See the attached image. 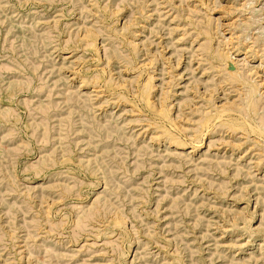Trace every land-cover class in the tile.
<instances>
[{
  "label": "rangeland",
  "instance_id": "rangeland-1",
  "mask_svg": "<svg viewBox=\"0 0 264 264\" xmlns=\"http://www.w3.org/2000/svg\"><path fill=\"white\" fill-rule=\"evenodd\" d=\"M263 132L264 0H0V264H264Z\"/></svg>",
  "mask_w": 264,
  "mask_h": 264
},
{
  "label": "bare ground",
  "instance_id": "bare-ground-1",
  "mask_svg": "<svg viewBox=\"0 0 264 264\" xmlns=\"http://www.w3.org/2000/svg\"><path fill=\"white\" fill-rule=\"evenodd\" d=\"M247 4V3H246ZM238 9H240V8H238ZM243 18V17H242ZM217 19V18H216ZM236 19V18H235ZM237 20V19H236ZM222 27V26H221ZM228 52V51H227ZM230 52V51H229ZM240 53H241V50H238V55H240ZM246 55V54H245ZM202 57V56H201ZM208 57V56H207ZM205 58V57H204ZM233 58H236V57H233ZM232 59V58H231ZM233 60V59H232ZM238 69V68H237ZM231 71H234V70H231ZM240 77V76H239ZM234 81V80H233ZM226 82H228V81H226ZM230 82V81H229ZM234 84V83H233ZM237 84H239V83H237ZM230 86H232V85H230ZM251 86V85H250ZM234 89V88H233ZM99 90V89H98ZM187 90V89H186ZM251 90H252V88H251ZM253 90H254V88H253ZM255 91V90H254ZM242 93V92H241ZM246 93V92H245ZM257 93V92H256ZM259 93V92H258ZM244 94V93H243ZM249 94V93H248ZM254 94V93H253ZM253 94H251L252 96H253ZM260 95V94H259ZM245 96H246V94H245ZM252 96H250V98L252 97ZM210 99V98H209ZM253 99V98H252ZM242 100V99H241ZM246 101H247V99H246ZM251 102H252V100H251ZM250 102V103H251ZM232 107V106H231ZM250 107V106H249ZM247 109H249V108H247ZM236 110V109H235ZM225 112V111H224ZM221 114H223V113H221ZM227 114V113H226ZM217 116V115H216ZM220 116V115H219ZM220 118V117H219ZM245 118V117H244ZM221 120V119H220ZM245 120V119H244ZM247 121H248V119H247ZM258 126V125H257ZM258 128V127H257ZM262 129V128H261ZM209 130V129H208ZM207 130V131H208ZM264 133V132H263ZM204 134V133H203ZM202 134V135H203ZM264 135V134H263ZM259 137V136H258ZM202 143H203V139H202V141L200 142V143H198V145L196 146V149H198V148H200V146L202 145ZM176 146H180V145H176ZM258 234H260V232H258Z\"/></svg>",
  "mask_w": 264,
  "mask_h": 264
}]
</instances>
